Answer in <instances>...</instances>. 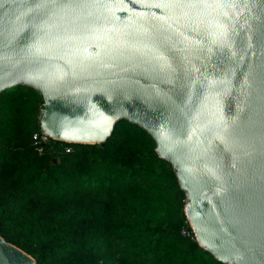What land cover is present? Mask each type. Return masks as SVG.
Instances as JSON below:
<instances>
[{
    "label": "water",
    "instance_id": "obj_1",
    "mask_svg": "<svg viewBox=\"0 0 264 264\" xmlns=\"http://www.w3.org/2000/svg\"><path fill=\"white\" fill-rule=\"evenodd\" d=\"M42 98L40 130L145 129L197 243L264 264V0H0V91ZM0 264H35L0 235Z\"/></svg>",
    "mask_w": 264,
    "mask_h": 264
},
{
    "label": "trees",
    "instance_id": "obj_2",
    "mask_svg": "<svg viewBox=\"0 0 264 264\" xmlns=\"http://www.w3.org/2000/svg\"><path fill=\"white\" fill-rule=\"evenodd\" d=\"M41 107L31 86L0 91L4 239L35 264H227L195 240L174 169L145 129L120 118L102 142L49 137L38 152Z\"/></svg>",
    "mask_w": 264,
    "mask_h": 264
},
{
    "label": "built area",
    "instance_id": "obj_3",
    "mask_svg": "<svg viewBox=\"0 0 264 264\" xmlns=\"http://www.w3.org/2000/svg\"><path fill=\"white\" fill-rule=\"evenodd\" d=\"M49 137L50 136L42 130L34 132L31 138H32V143L35 147V150L38 152H41L43 149V143L46 142L49 139ZM65 150L68 151L69 147H66ZM187 233L188 232L186 229L181 230V234L185 235Z\"/></svg>",
    "mask_w": 264,
    "mask_h": 264
}]
</instances>
